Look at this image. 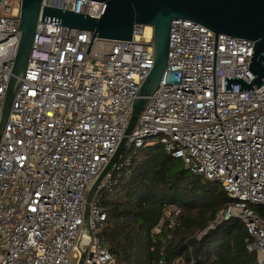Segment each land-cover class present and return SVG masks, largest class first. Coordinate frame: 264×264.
<instances>
[{"label": "built area", "instance_id": "1", "mask_svg": "<svg viewBox=\"0 0 264 264\" xmlns=\"http://www.w3.org/2000/svg\"><path fill=\"white\" fill-rule=\"evenodd\" d=\"M42 6L97 19L106 9L88 0H43ZM20 13L21 0H0V125ZM41 21L0 138V264L116 263L100 202L130 155L102 181L88 219L87 198L125 137L154 67L153 29L137 26L131 42L95 38L86 54L91 32ZM253 49L252 41L173 21L166 73L124 153L160 144L191 173L218 183L234 203L217 220L241 221L252 240L248 249L264 264V217L256 209L264 208V86L239 92L232 85L225 92V78H256L249 71ZM180 215L165 205L153 232L162 258ZM162 258L158 264H168Z\"/></svg>", "mask_w": 264, "mask_h": 264}, {"label": "trees", "instance_id": "2", "mask_svg": "<svg viewBox=\"0 0 264 264\" xmlns=\"http://www.w3.org/2000/svg\"><path fill=\"white\" fill-rule=\"evenodd\" d=\"M129 155L130 165L100 202L107 213L103 236L116 264H158L162 246L153 232L165 205L181 211L162 258L168 264H258L244 224L217 220L234 203L218 183L191 173L160 144L125 152L123 160ZM256 209L264 217V208Z\"/></svg>", "mask_w": 264, "mask_h": 264}, {"label": "water", "instance_id": "3", "mask_svg": "<svg viewBox=\"0 0 264 264\" xmlns=\"http://www.w3.org/2000/svg\"><path fill=\"white\" fill-rule=\"evenodd\" d=\"M105 3L106 9L99 19L85 14L64 11L57 7H43V0H21V38L7 86L0 138L10 117L13 103L28 67L34 36L41 22L68 27L95 38L131 42L137 26L153 29L154 67L142 85L133 107V114L115 155L92 186L86 206L88 219L90 204L104 178L123 158L129 135L145 109L148 98L158 89L168 67L170 35L175 20H187L205 27L215 34L252 41L249 71L256 77L251 83L243 78H225V92L239 85V92L253 91L264 86V0H88ZM110 264H116L114 262Z\"/></svg>", "mask_w": 264, "mask_h": 264}, {"label": "rangeland", "instance_id": "4", "mask_svg": "<svg viewBox=\"0 0 264 264\" xmlns=\"http://www.w3.org/2000/svg\"><path fill=\"white\" fill-rule=\"evenodd\" d=\"M155 142H157V140H154ZM153 141V142H154ZM222 220H220L219 222H221ZM213 227H215V225L214 224H212V225H210L209 227H208V229L207 230H209V229H211V228H213ZM200 236H201V234H200Z\"/></svg>", "mask_w": 264, "mask_h": 264}, {"label": "bare ground", "instance_id": "5", "mask_svg": "<svg viewBox=\"0 0 264 264\" xmlns=\"http://www.w3.org/2000/svg\"><path fill=\"white\" fill-rule=\"evenodd\" d=\"M150 32H151V29H150V28H148V29H147V33H150Z\"/></svg>", "mask_w": 264, "mask_h": 264}]
</instances>
